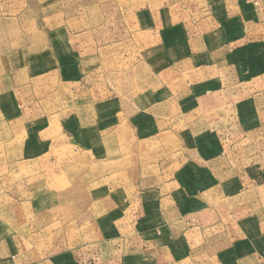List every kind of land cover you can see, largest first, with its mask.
I'll return each instance as SVG.
<instances>
[{
  "label": "crops",
  "instance_id": "crops-1",
  "mask_svg": "<svg viewBox=\"0 0 264 264\" xmlns=\"http://www.w3.org/2000/svg\"><path fill=\"white\" fill-rule=\"evenodd\" d=\"M35 1L45 24L34 29L32 0H0V114L5 120L0 126L10 129L23 127L24 118L15 116L25 117L26 106L39 104L41 112L40 102L49 96V78L71 80L81 55L112 48L107 39L110 1L100 7L104 15L98 28L90 21L81 27L76 20L65 23L58 0ZM119 1L127 4L114 13L126 23L130 17L126 33L129 26L136 29V80L146 81V89L137 84L135 91L121 93L119 99L103 97L98 106L94 100L73 102L60 123L65 144L85 150L109 168L99 175V189L88 188L89 193L109 194L88 208L110 204V211L87 220L80 233L69 236L71 248L18 264H188L199 249L197 240L234 242L240 239L241 225L244 242L248 247L253 242L254 255L255 235L259 229L264 234V220L257 227L249 212L256 209V202L240 198L256 192L251 185L264 191V0H131L132 5ZM87 11L89 18L91 10ZM33 30L43 37L34 55ZM95 31L105 34L103 42L95 41ZM145 34L149 39L143 40ZM67 67L72 73L64 71ZM145 102L144 109L157 117L162 132L160 138L154 135L142 143L166 135L177 137V142L163 141L156 151H142L129 167L127 155L111 158L121 140L97 133L96 118L102 116L106 128L116 114L119 124L128 127L129 107L138 114ZM61 106L63 111L65 104ZM210 110L215 111L213 116ZM40 127V144L47 145ZM113 162L119 164L114 170ZM129 187L157 194L159 200H143L135 215H129L130 207L122 201ZM113 191L120 194L115 210ZM223 198L232 205L223 206ZM230 207L247 212H242L245 224L233 218L231 226H224L228 215L223 209ZM260 208L264 212V204ZM261 234L257 235L264 237ZM55 241L62 239L58 235ZM212 251L219 253L215 256L224 254Z\"/></svg>",
  "mask_w": 264,
  "mask_h": 264
},
{
  "label": "rangeland",
  "instance_id": "rangeland-1",
  "mask_svg": "<svg viewBox=\"0 0 264 264\" xmlns=\"http://www.w3.org/2000/svg\"><path fill=\"white\" fill-rule=\"evenodd\" d=\"M103 1L106 5L110 1L112 13L108 12V14H111V27L108 26V28L111 29V34L107 39L110 40L112 48L110 50L103 48L90 50L89 55H81L76 60L81 65L74 72L77 74L70 75L73 78L71 80L60 79L58 75L53 80L49 78V96L40 102L44 105L41 112L39 104H37L24 108L25 117L23 113L16 114L15 117L22 116L24 118L21 119L24 122L22 128L10 129L0 126V264H13L15 258V264H18L20 260L32 262L45 255L62 251V248H71L68 239H72V237L69 236L80 233L87 220L99 218L110 211V204L96 206L94 209L88 208L89 204L97 200L102 201L109 194L88 192L89 186L98 185L99 175L109 168L95 160L85 150L65 144L60 125L61 117L71 111L73 102L76 105H81L89 100H94L98 106L102 104L103 97L112 96L119 99L121 93L135 91L137 84L140 88L146 89V81L136 80V29L133 30L129 26V33H126V26L131 23L130 17L129 22L126 23L123 17L114 13L126 6L125 1L58 0V9L60 14L63 10L65 23L76 20V25L81 27L85 25V22L90 21L91 23L96 22L95 28H98L99 23H102L100 16L104 15V10L100 9ZM209 2L210 0H208ZM32 3L34 5L33 14L37 16L33 27L34 29L41 28L40 25L42 22L44 25L45 21H40L38 17V10L41 9L40 3L35 0H32ZM128 4L132 5L131 0ZM87 10H91L89 18L86 15ZM49 22L50 19H48L50 26ZM122 27L124 32H121ZM104 36L102 31H95L94 38L97 43L103 42ZM126 37L134 43L127 42ZM48 39L51 40L50 37ZM146 39L149 38L145 34L143 40ZM125 41L128 44L123 46ZM40 42L41 44L43 42L42 33L33 30L32 55L40 50L38 49ZM82 52L85 53V51ZM67 69L64 71L72 73V67H67ZM56 88L60 90L59 97ZM62 90L65 91V96H61ZM66 91L68 95H66ZM63 100L64 103H62ZM64 104L65 108L62 111L61 105ZM146 105L145 102L144 107L139 106L141 110L138 111V114L131 112V107H129L128 127L123 126L124 122L123 125L121 122L119 124L120 117L116 114H113L116 119H112L111 127H104L102 116L96 118L97 133L104 135L105 132V135L121 140L122 144L115 145L111 150V158L119 159L121 156L127 155L129 167L133 166V162L135 163L138 158L136 156L140 155L139 153L142 151L148 150V148L155 150V147L161 146L163 141L164 143L177 142V137L173 139L166 135L163 140H154L155 138H153V140L142 143V139L154 135L160 138L162 132L158 126L157 117L144 109L147 107ZM68 109L70 110L68 111ZM208 113L209 116H213L215 111L210 110ZM1 121L5 120L0 114V123ZM41 124L42 138H47V145H41L39 141ZM117 166L119 164L113 162L111 168L114 170ZM57 173H61V175L57 176ZM96 188L99 189L97 186ZM112 188L114 190V183ZM244 188L248 191L249 186L245 185ZM250 188H255L256 192L244 195L240 200L256 202V209L249 212L253 217L252 221H255L254 223L258 227L264 220L263 208H260L264 204V191H259L258 186L254 185H251ZM223 199V206L232 205L231 202ZM143 200H159V197L153 193L133 192L132 187H129L126 194H122V201H127L126 206L130 207L128 208L129 215H135L137 207ZM111 202V210H115L114 205L120 203V194L113 191ZM167 203L166 201L164 204ZM223 210L224 216L228 215V218L224 220V226H231L233 218L239 220L240 224H245L242 221L247 217L242 213L244 211L241 207L239 209L230 207ZM238 211L240 213L235 214ZM231 216L233 217L231 218ZM260 228L263 229V226L260 225ZM260 231V229L257 230V234H261ZM244 232L243 225H241L240 239L234 242L227 239L215 242H199L200 240H197L200 245L199 249L193 254L191 262L188 264H264V237L255 235V254L253 255V242H250V247H248L243 239L246 234ZM250 234L253 235L254 232L251 231ZM58 235L62 241L56 242L55 238ZM232 246L234 250H232ZM212 249L224 254L215 256L219 253L212 254L214 252ZM248 251L250 256H247ZM232 254H237V256L232 257Z\"/></svg>",
  "mask_w": 264,
  "mask_h": 264
}]
</instances>
